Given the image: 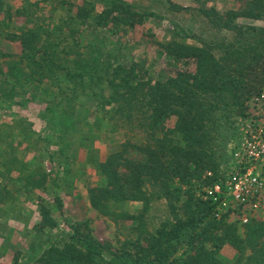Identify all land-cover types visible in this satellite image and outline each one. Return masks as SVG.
<instances>
[{
    "label": "trees",
    "instance_id": "16d2710c",
    "mask_svg": "<svg viewBox=\"0 0 264 264\" xmlns=\"http://www.w3.org/2000/svg\"><path fill=\"white\" fill-rule=\"evenodd\" d=\"M161 1L156 12L130 0H0V35L22 48L0 47V236L23 219L28 241L12 264H223L226 245L236 264H264V220L217 217L205 191L235 166L264 89V0ZM147 23L154 63L134 53ZM31 103L40 131L15 112ZM101 140L110 151L97 159ZM83 149L99 177L91 206L127 228L117 245L89 219L65 230L54 214L65 213L56 190L72 193ZM26 203L39 216L32 229Z\"/></svg>",
    "mask_w": 264,
    "mask_h": 264
},
{
    "label": "rangeland",
    "instance_id": "374dc122",
    "mask_svg": "<svg viewBox=\"0 0 264 264\" xmlns=\"http://www.w3.org/2000/svg\"><path fill=\"white\" fill-rule=\"evenodd\" d=\"M138 3L143 7H148L155 10L156 12H161L165 10V5L161 0H130ZM184 5H196L194 0H175ZM9 2L14 6L18 7L22 5L23 0H9ZM211 4V2H209ZM219 5H223L220 0ZM152 26L147 23L144 26L138 27L135 31V45L134 53L137 56L145 57L150 63H154L157 59L155 46L146 40L141 39L143 31H147ZM157 35L156 38L161 39L163 32L161 28H154ZM0 47L5 51L10 53L19 54L21 52V44L18 41H11L5 39L0 35ZM160 60V59H159ZM157 62V68L162 66L163 62ZM41 105L38 103H31L27 108H15L17 115L24 116L34 123V128L38 131L42 129V122L39 118V111ZM252 107H250V113H252ZM175 123V117H171L168 121L170 126ZM100 126H97V130ZM110 144L106 140H101L96 143L98 149L97 159H103L110 151ZM20 151L24 155L26 154L25 146H20ZM32 154H26L28 161L31 159ZM81 163L77 168V178L75 182V188L72 193H67L66 190H56L60 193L61 199L64 204V214L54 213L61 223V228L68 230L69 223L75 220H85L89 219L91 222V228L93 235L101 242H111L113 245H117L118 241L125 238L127 228H123L120 224L107 218L93 208L89 201V188L90 186L96 185L99 182V177L96 173V168L93 164L88 162V154L86 150H82L80 153ZM96 159V158H95ZM48 168H51L50 162H45ZM230 169V168H229ZM230 171V170H229ZM228 170L225 175L228 174ZM27 210L24 215L29 218L28 225L29 229H32L35 221L38 219V213L36 211V206L32 203H26ZM141 208L139 204H128L126 209L130 212L135 213ZM157 215H160L161 211H155ZM251 218L264 220V197L261 200V205L257 211H253L250 214ZM230 221H240V214L236 209L230 210L229 215ZM23 219L10 221V229L6 236H0V264H12L13 255L15 252V247L20 248L23 252L28 247V241L24 237V230L26 225ZM25 223V224H24ZM31 231V230H29ZM33 233V232H32ZM58 233V231L56 232ZM19 243V244H18ZM26 253V251L24 252ZM220 256L223 260V264H236L237 261V251L232 246L226 245L220 251ZM27 264H36L35 258L29 256Z\"/></svg>",
    "mask_w": 264,
    "mask_h": 264
},
{
    "label": "built area",
    "instance_id": "2783aa9c",
    "mask_svg": "<svg viewBox=\"0 0 264 264\" xmlns=\"http://www.w3.org/2000/svg\"><path fill=\"white\" fill-rule=\"evenodd\" d=\"M252 109L233 152L235 166L223 182L205 189L206 197L218 203L217 217L234 208L243 223L264 197V89L252 101Z\"/></svg>",
    "mask_w": 264,
    "mask_h": 264
}]
</instances>
